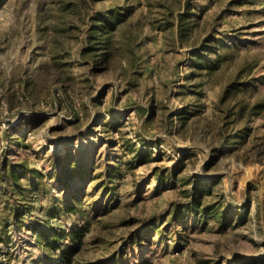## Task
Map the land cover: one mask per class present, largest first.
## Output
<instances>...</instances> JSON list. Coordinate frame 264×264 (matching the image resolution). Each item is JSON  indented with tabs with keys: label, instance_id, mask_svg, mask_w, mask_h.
<instances>
[{
	"label": "rangeland",
	"instance_id": "1",
	"mask_svg": "<svg viewBox=\"0 0 264 264\" xmlns=\"http://www.w3.org/2000/svg\"><path fill=\"white\" fill-rule=\"evenodd\" d=\"M0 264H264V0H0Z\"/></svg>",
	"mask_w": 264,
	"mask_h": 264
},
{
	"label": "trees",
	"instance_id": "2",
	"mask_svg": "<svg viewBox=\"0 0 264 264\" xmlns=\"http://www.w3.org/2000/svg\"><path fill=\"white\" fill-rule=\"evenodd\" d=\"M2 175L5 176V175H4V169H2Z\"/></svg>",
	"mask_w": 264,
	"mask_h": 264
}]
</instances>
